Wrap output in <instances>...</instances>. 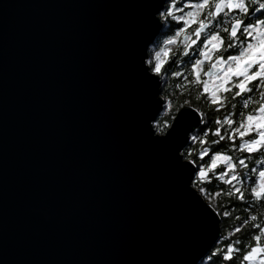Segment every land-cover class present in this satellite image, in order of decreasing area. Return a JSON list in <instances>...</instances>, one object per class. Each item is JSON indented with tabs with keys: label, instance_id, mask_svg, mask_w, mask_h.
Masks as SVG:
<instances>
[{
	"label": "water",
	"instance_id": "obj_1",
	"mask_svg": "<svg viewBox=\"0 0 264 264\" xmlns=\"http://www.w3.org/2000/svg\"><path fill=\"white\" fill-rule=\"evenodd\" d=\"M154 5L0 0V264H196L221 235L175 154L188 122L146 126Z\"/></svg>",
	"mask_w": 264,
	"mask_h": 264
},
{
	"label": "clouds",
	"instance_id": "obj_2",
	"mask_svg": "<svg viewBox=\"0 0 264 264\" xmlns=\"http://www.w3.org/2000/svg\"><path fill=\"white\" fill-rule=\"evenodd\" d=\"M151 15L157 31L145 43L141 56L142 71L155 88L156 107L146 125L151 136L162 139L176 128L177 122L187 121L183 129L185 142L176 146L175 154L180 163L193 164V154L200 157L208 151L201 147L208 133L205 130L200 134L198 125L214 123L213 135L224 127L226 136H220V140L231 141L235 136L239 145L228 146L236 148L231 157L214 154L210 158L213 165H224L219 180L225 175L235 178L236 189L250 194L255 202L261 201L264 0H155ZM234 113H238L235 126ZM197 115L201 117L199 122ZM205 179L204 172L193 174L187 188L202 195L201 183ZM231 194L229 188L225 195Z\"/></svg>",
	"mask_w": 264,
	"mask_h": 264
},
{
	"label": "snow or ice",
	"instance_id": "obj_3",
	"mask_svg": "<svg viewBox=\"0 0 264 264\" xmlns=\"http://www.w3.org/2000/svg\"><path fill=\"white\" fill-rule=\"evenodd\" d=\"M152 119H155V117H152ZM175 129V128H174ZM173 129V130H174ZM171 130L169 134L162 138V139H168L169 135L172 133ZM221 128L219 129L218 134L220 133ZM182 140L179 144H183L184 141V134ZM222 141V140H221ZM205 144V141H203ZM251 148H249V152H251ZM217 156H225L226 154H221L219 152L215 153ZM214 154L211 155L213 157ZM178 158V157H177ZM200 158H202L201 164L197 165V168L191 167L192 164L188 162L180 163L179 158L178 161L180 165L185 169V171L188 174V182L191 180V177L193 174L199 175L201 172H204L207 179L203 180L201 183V194L194 193L190 190L192 193L194 199L197 201L199 207L201 208L205 218L211 225V231L210 234H214L216 232V223L215 216L211 211H208L209 205L202 200V196L207 195V189H206V182L209 179V175L215 176V169H217L218 165H213L211 163V160L206 165L203 163V159H206L205 154L201 155ZM194 163V161H192ZM201 165H204V168H201ZM223 165V164H219ZM224 166V165H223ZM205 169H211L209 171H205ZM217 179H220V175L216 177ZM224 185L229 184L230 182H235V178H229L226 175L222 180ZM187 182V184H188ZM221 195L220 192L215 193V196ZM225 195V193H223ZM253 195H257L256 193H253ZM227 197H235L236 200H243L244 194H242L236 187L232 188V194L231 195H225ZM208 200L211 201L212 197H208ZM221 216H223L225 219L228 218H234L239 223V226H235L232 229L229 230L228 235H218L214 236L213 241L206 240V243L204 245L203 250L200 253L199 259L200 261L206 260L209 261V264H211V261L214 259H217L218 264H233L234 260L239 257V264H264V243H262V238H264V226L255 223L259 219L258 216L246 214L243 221H240L239 217H232V214L229 213L226 209L222 210L219 213ZM250 224V228L252 230L250 237H249V243H242V241L237 240L235 244L228 243L229 237L234 236L235 234L240 233L246 225ZM209 234V235H210ZM238 245H242L241 247H238ZM208 249H212L210 253L208 252ZM246 249V250H244ZM202 258V259H201Z\"/></svg>",
	"mask_w": 264,
	"mask_h": 264
},
{
	"label": "trees",
	"instance_id": "obj_4",
	"mask_svg": "<svg viewBox=\"0 0 264 264\" xmlns=\"http://www.w3.org/2000/svg\"><path fill=\"white\" fill-rule=\"evenodd\" d=\"M218 111H224V109H219ZM215 115V114H213ZM238 115V113L233 114V121L235 126V117ZM217 119L220 117L217 115ZM216 125L213 123L211 126L208 125L207 122L205 124H201L199 126L200 134H203V132L206 130L208 135L205 138V144L201 147H206L208 151L205 153L206 159H203V163L206 165L210 162V158L212 154H215L217 152L221 154L232 156V153L236 151L235 147H228L229 145H239V138L235 137L231 141L226 140H220V136H226V133L224 131V127H221V131L217 135H213L215 132ZM245 138H248L247 136ZM212 141H216V143H212ZM195 147V145H193ZM252 153H242V156L251 155ZM192 160L196 165H200L202 158L197 156L196 154H193ZM235 162V161H234ZM216 175H209V179L206 182V189H207V195L203 196L215 209L218 213H220L222 210H227L229 213L232 214V217H239L240 221L242 222L246 214L255 215L258 216L259 219L255 221V223L260 224L264 226V199H262L259 202H255L251 199L250 194L245 193L243 200H236L235 197H227L223 195L229 188L236 187L235 182H230L227 185H224L222 181L217 179L216 177L220 174L224 173V166L218 165L217 169L214 170ZM227 178V175H226ZM254 179V177H253ZM244 177L241 176V181L243 183ZM220 192L221 195L215 196V193ZM208 197H212V200L209 201ZM220 215V214H219ZM235 226H239V223L234 218H228L225 219L223 216L220 215V227H221V234L227 236L230 229H232ZM252 230L250 228V224L246 225L244 229L238 233L235 234L232 237H229L228 243L235 244L237 240L242 241V243H249V237ZM262 243H264V238H262ZM242 245H238V247H241ZM246 250V249H244ZM240 258L237 257L233 264H239ZM202 264H209V261L203 260ZM211 264H218L217 259H214L211 261Z\"/></svg>",
	"mask_w": 264,
	"mask_h": 264
},
{
	"label": "flooded vegetation",
	"instance_id": "obj_5",
	"mask_svg": "<svg viewBox=\"0 0 264 264\" xmlns=\"http://www.w3.org/2000/svg\"><path fill=\"white\" fill-rule=\"evenodd\" d=\"M240 31H242V26H241V28L238 30L237 35H239ZM242 39H243V38H242ZM193 55H195V54H193ZM200 126H201V125H200Z\"/></svg>",
	"mask_w": 264,
	"mask_h": 264
}]
</instances>
